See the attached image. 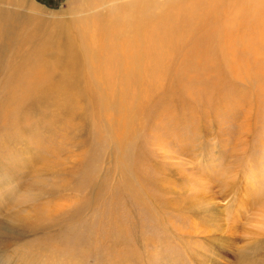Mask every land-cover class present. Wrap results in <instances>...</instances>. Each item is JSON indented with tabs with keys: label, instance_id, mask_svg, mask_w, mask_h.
Instances as JSON below:
<instances>
[{
	"label": "rangeland",
	"instance_id": "1",
	"mask_svg": "<svg viewBox=\"0 0 264 264\" xmlns=\"http://www.w3.org/2000/svg\"><path fill=\"white\" fill-rule=\"evenodd\" d=\"M134 1L0 0L19 37L0 56V264H264V236L240 239L264 229L263 54L197 82L148 79L126 104L57 85L62 39ZM34 68L49 90L9 95Z\"/></svg>",
	"mask_w": 264,
	"mask_h": 264
},
{
	"label": "bare ground",
	"instance_id": "2",
	"mask_svg": "<svg viewBox=\"0 0 264 264\" xmlns=\"http://www.w3.org/2000/svg\"><path fill=\"white\" fill-rule=\"evenodd\" d=\"M153 2L155 0H138L106 16L94 15L81 22L77 38L62 39V50L69 61L63 80L57 84L59 89L67 88L71 82H92L95 94L124 95L126 104L133 91L139 95L143 92L146 80L161 75L172 76L174 81L180 78L179 83L197 82L206 79L207 69L220 76L225 62L248 64L251 60L248 58L256 52L263 54V58L254 57L252 65L264 68V0H163L157 5ZM124 11L128 12L121 14ZM9 21L6 23V20L0 29V39L8 40L0 44V56L6 50L11 51L9 47L19 45L18 33ZM22 39L35 40L31 34ZM38 49L41 55L47 51ZM242 49L247 53L243 52L240 58L237 53ZM78 58L83 59V69L79 71ZM176 60L180 62L178 71L172 66ZM168 70L175 72L170 75ZM30 73V77L24 79L12 76L9 95H21L24 102L25 97H38L42 88L49 90L51 86L42 68H34ZM74 75L76 78L72 80L70 77ZM134 85L142 86L139 89ZM33 215L30 213L28 217Z\"/></svg>",
	"mask_w": 264,
	"mask_h": 264
},
{
	"label": "clouds",
	"instance_id": "3",
	"mask_svg": "<svg viewBox=\"0 0 264 264\" xmlns=\"http://www.w3.org/2000/svg\"><path fill=\"white\" fill-rule=\"evenodd\" d=\"M250 231H256L258 235L264 236V229L254 230V229H251L248 225H242L241 232H240V239L242 241H246L248 239L247 233Z\"/></svg>",
	"mask_w": 264,
	"mask_h": 264
}]
</instances>
